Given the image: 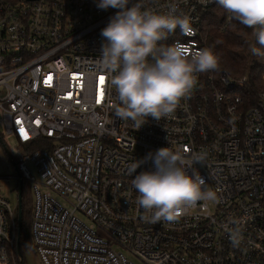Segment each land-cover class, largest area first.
Wrapping results in <instances>:
<instances>
[{"label":"built area","instance_id":"obj_1","mask_svg":"<svg viewBox=\"0 0 264 264\" xmlns=\"http://www.w3.org/2000/svg\"><path fill=\"white\" fill-rule=\"evenodd\" d=\"M170 2L143 0L157 11ZM97 3L0 0L4 132L20 144L43 137L47 145L17 162L23 180L32 183L34 251L43 264H138L126 252L141 264H264V90L251 96L246 77L198 73L171 116L149 117L136 129L116 117L117 93L99 63L101 30L118 10ZM215 4L179 0L194 34L177 28L162 43L206 48L203 16ZM161 147L182 151L189 164L199 158L193 168L219 202H199L175 222H145L131 179L154 170L152 162L132 177L127 169ZM9 177L17 179L19 194V175ZM5 178L0 176V264H22L19 218L4 195ZM235 228L241 231L237 247L229 239Z\"/></svg>","mask_w":264,"mask_h":264},{"label":"clouds","instance_id":"obj_2","mask_svg":"<svg viewBox=\"0 0 264 264\" xmlns=\"http://www.w3.org/2000/svg\"><path fill=\"white\" fill-rule=\"evenodd\" d=\"M215 2L234 21L252 30L254 43L250 51L264 59V0ZM97 7L118 10L101 30L105 42L99 63L109 73L117 93L116 117L132 121L136 129L149 117L160 121L171 116L190 94L198 73L219 70V58L211 49L190 50L179 41L162 43L177 28L181 35L194 34L191 17L180 10L179 0L168 3L166 11L146 8L143 0H98ZM149 161L154 170L141 171L131 179L145 222H175L199 202H219L217 192L205 187V178L193 168L199 158L189 164L182 151L161 147L133 161L128 175L132 177ZM229 239L233 247L239 246L240 229L229 230Z\"/></svg>","mask_w":264,"mask_h":264},{"label":"trees","instance_id":"obj_3","mask_svg":"<svg viewBox=\"0 0 264 264\" xmlns=\"http://www.w3.org/2000/svg\"><path fill=\"white\" fill-rule=\"evenodd\" d=\"M201 33L205 39L206 48L211 49L219 58V70L215 72L224 71L235 79L246 77L248 79L247 93L251 94V96L264 90V59L253 55L250 51L254 43L251 29L234 21L230 14L216 3L204 14ZM257 47H259L258 44ZM261 51H264V49ZM0 138H3L2 133H0ZM45 140V138L41 137L34 143L22 144L24 152L47 148ZM18 160L16 161L18 162ZM26 182L24 181L22 196V233L20 242L22 253L25 249L33 246L31 223L32 206L34 204L32 200L30 201V197H27V200L25 199Z\"/></svg>","mask_w":264,"mask_h":264},{"label":"rangeland","instance_id":"obj_4","mask_svg":"<svg viewBox=\"0 0 264 264\" xmlns=\"http://www.w3.org/2000/svg\"><path fill=\"white\" fill-rule=\"evenodd\" d=\"M2 119V111L0 109V133L3 134V140L0 138V176H6L5 179L2 180V185L4 187V195L8 198L11 203V206L14 209H17L18 213V204H19V194L17 188V179L10 178L9 176H13L16 174L15 167L13 166L12 159L9 155H13L14 159H18L24 153V147L19 143L14 134H6L4 132V126L1 122ZM32 173L36 177V179H40V174L36 169V166L33 163L29 164ZM31 182H26L25 189V199L30 197V201L34 204V194L31 192ZM213 202V201H211ZM31 203V206H32ZM33 209V206H32ZM128 257L135 261L138 264H141L138 258L126 252ZM25 264H43L38 254L34 251L33 246L31 248H27L23 252Z\"/></svg>","mask_w":264,"mask_h":264},{"label":"water","instance_id":"obj_5","mask_svg":"<svg viewBox=\"0 0 264 264\" xmlns=\"http://www.w3.org/2000/svg\"><path fill=\"white\" fill-rule=\"evenodd\" d=\"M13 166L15 167L16 173L19 175V204H18V218H19V233H18V241H17V247H18V252H19V257L21 260L22 264H25L23 255L21 252V233H22V196H23V186H24V180L22 178L21 173L19 172L18 169V164L17 161L14 159L13 155L9 153Z\"/></svg>","mask_w":264,"mask_h":264},{"label":"snow or ice","instance_id":"obj_6","mask_svg":"<svg viewBox=\"0 0 264 264\" xmlns=\"http://www.w3.org/2000/svg\"><path fill=\"white\" fill-rule=\"evenodd\" d=\"M101 79L103 80V77H101ZM25 138H27V137H25Z\"/></svg>","mask_w":264,"mask_h":264}]
</instances>
